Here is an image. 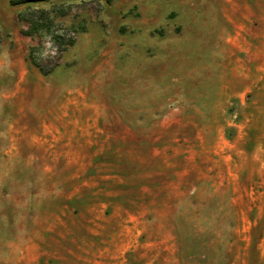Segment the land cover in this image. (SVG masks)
Here are the masks:
<instances>
[{
    "label": "rangeland",
    "instance_id": "obj_1",
    "mask_svg": "<svg viewBox=\"0 0 264 264\" xmlns=\"http://www.w3.org/2000/svg\"><path fill=\"white\" fill-rule=\"evenodd\" d=\"M10 1L0 264H264V0Z\"/></svg>",
    "mask_w": 264,
    "mask_h": 264
},
{
    "label": "trees",
    "instance_id": "obj_2",
    "mask_svg": "<svg viewBox=\"0 0 264 264\" xmlns=\"http://www.w3.org/2000/svg\"><path fill=\"white\" fill-rule=\"evenodd\" d=\"M38 0H11V5H21L30 2H37ZM52 12L44 9H31L27 8L23 14H19L18 18L21 22H24L28 25L30 30L24 31V35L32 36L34 33L46 30H40L45 27L44 23H52L53 17H50ZM52 41L54 45H56V49L58 52H64L68 47L74 46L73 38H64V36H60L58 34H53ZM33 52V50H31ZM36 67L43 72V69L36 65Z\"/></svg>",
    "mask_w": 264,
    "mask_h": 264
}]
</instances>
